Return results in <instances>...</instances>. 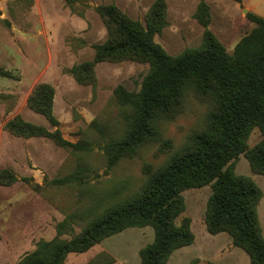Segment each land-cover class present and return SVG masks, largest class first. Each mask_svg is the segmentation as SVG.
<instances>
[{"label": "rangeland", "instance_id": "1", "mask_svg": "<svg viewBox=\"0 0 264 264\" xmlns=\"http://www.w3.org/2000/svg\"><path fill=\"white\" fill-rule=\"evenodd\" d=\"M153 1L0 0V69L8 74H0V171L7 169L16 177L10 184H0V264H14L32 251L38 240L53 238L56 223L69 213L83 214V219L72 223V233L79 232L110 204L136 192L148 173L204 126L206 104L189 97L179 114L160 124L155 140L108 166L105 148L127 126L125 112L113 96L114 88L121 84L129 91H138L149 64L97 62L94 84H81L68 72L73 65L91 60L93 45L107 36L97 6L113 3L144 23ZM199 1L165 0L167 25L154 40L168 54L177 55L201 44L205 27L193 16ZM204 1L210 8L206 28L229 53L254 26L246 14L264 17V0ZM39 82L55 89L53 113L62 136L84 143L86 149L73 150L49 137L16 136L4 129L8 119L19 115L54 130L27 105L30 92ZM260 138L255 128L248 138L249 147ZM233 170L251 177L262 190L258 216L264 236V175L252 172L243 154L233 161ZM73 172L79 174L76 181L53 183ZM211 191L210 184L182 191L185 207L176 223L188 218L194 240L173 251L167 264H249L248 255L232 245L227 232L210 234L206 230ZM152 240L151 226L127 227L85 252L69 253L63 264H139L140 250Z\"/></svg>", "mask_w": 264, "mask_h": 264}, {"label": "trees", "instance_id": "2", "mask_svg": "<svg viewBox=\"0 0 264 264\" xmlns=\"http://www.w3.org/2000/svg\"><path fill=\"white\" fill-rule=\"evenodd\" d=\"M96 10L107 36L93 45L91 60L68 69L76 81L94 84V65L101 61L149 64L138 91H129L121 84L114 88L113 96L125 112L127 126L105 148L108 166L155 140L160 124L179 114L189 97L206 104L205 124L160 167L148 173L136 192L110 204L77 233H72V223L83 219V214H67L56 223L53 238L38 240L34 249L14 264H63L69 253L85 252L127 227L146 225L153 229V240L140 250L139 264H167L173 251L194 240L188 218L176 223L185 207L182 191L207 184L212 191L205 212L206 230L210 234L227 232L232 245L248 255L249 264H264V236L258 216L263 193L251 177L233 170V161L243 154L251 171L264 175V17L246 14L254 26L229 53L206 28L210 8L200 0L193 16L205 27L201 44L170 55L154 40L167 25L165 0L153 1L144 23L127 16L113 3L99 5ZM0 74L8 75L2 69ZM54 94L51 84L39 82L27 98L28 107L42 115L54 130L19 115L8 119L4 129L16 136L49 137L57 145L73 150L86 149L84 143L62 136L53 113ZM255 128L261 138L249 147L248 138ZM77 179L78 172H73L53 183ZM14 180L9 170L0 171V184ZM68 233L69 238L62 237Z\"/></svg>", "mask_w": 264, "mask_h": 264}]
</instances>
